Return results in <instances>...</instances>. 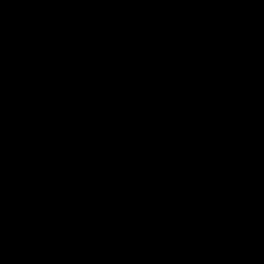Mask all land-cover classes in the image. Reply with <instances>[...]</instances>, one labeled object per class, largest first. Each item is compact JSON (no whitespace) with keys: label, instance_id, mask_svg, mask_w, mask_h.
<instances>
[{"label":"water","instance_id":"water-1","mask_svg":"<svg viewBox=\"0 0 264 264\" xmlns=\"http://www.w3.org/2000/svg\"><path fill=\"white\" fill-rule=\"evenodd\" d=\"M0 264H264V0H0Z\"/></svg>","mask_w":264,"mask_h":264}]
</instances>
